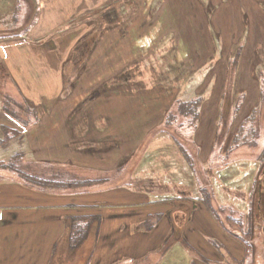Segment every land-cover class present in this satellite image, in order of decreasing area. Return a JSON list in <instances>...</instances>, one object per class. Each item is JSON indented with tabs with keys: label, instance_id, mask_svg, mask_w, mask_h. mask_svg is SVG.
Instances as JSON below:
<instances>
[{
	"label": "rangeland",
	"instance_id": "1",
	"mask_svg": "<svg viewBox=\"0 0 264 264\" xmlns=\"http://www.w3.org/2000/svg\"><path fill=\"white\" fill-rule=\"evenodd\" d=\"M121 1L117 0L116 9L119 10L120 18L125 20L124 11L119 9ZM37 2L0 0V35H5L4 38L16 33L25 35L38 14ZM256 4L255 8L259 11H255L253 25L249 26L247 13L253 12L254 8L248 4L245 5L246 19L237 21V25L255 30L251 36L248 32L242 38L241 48L231 55L223 98L216 95V87L212 84L198 81L195 86V72L190 79L191 72L187 68H183L180 63V68L176 66V55L173 47H170L173 44L172 37L166 38L164 42L166 50L162 51V43H158L160 47L156 45L150 54L143 53L138 61L139 67L134 66L125 73V76H130L143 70V79L126 85L119 83L122 86L103 84L97 88L102 93L111 92V96L116 91L131 92L137 98L142 96L146 98L150 110L154 109L150 103L152 96L163 92L169 98L176 95L173 101L166 103L170 109L165 113L159 112L158 116L151 119V123L162 121L157 126L137 124L133 127V133H115V128H110L111 119L87 111L83 115V110L94 107L89 105L93 104L95 98L91 95L92 91L89 100L81 101L74 110L82 116L78 115L68 122L78 121L77 125L67 128V138L74 144L71 149L67 148L66 153L64 148H54L47 152L48 155L38 149L39 153L34 154L33 150L24 147L26 129L33 118L32 114L28 116L25 113L32 109V105L22 100L19 103L15 99L13 104H6L4 100L3 108H8L12 111V117L20 119L24 131L9 130L4 135L5 148L0 149V155L5 162H0V187L6 190H1L0 203L10 206L12 196L5 197V194L19 184L38 191L50 190L61 194L63 198L60 200H64V195L70 200L74 195H80L79 202L96 203L97 206L83 205L77 215L102 216L99 233L95 219L77 250L72 251L68 246L69 223L65 222L62 238L60 230L52 229L51 238L38 232L33 240H29L33 244L22 246V252L26 253L20 254L25 255L26 260L20 264H156L157 256L168 253L161 249L164 239L177 238L175 233L172 235V220L180 222L188 237L187 241L181 240L175 246L171 245L169 239L166 242V248L172 250L178 264H264V0H256ZM203 6L208 16L214 12L215 5H211L212 9ZM137 8L135 2L128 6L125 9L127 17L132 15L134 19L122 21L121 26L118 25L120 34L127 37L125 42L121 39L119 42L130 47L135 42L136 33L133 31L126 36L125 32L132 24H137L136 29L139 31L141 22L135 21L139 14ZM232 8L239 16L244 10L237 2ZM157 9L158 5L152 6L148 9V15ZM72 12V6L66 7L63 18L73 15ZM84 21L96 23L97 28L100 26L99 17L79 22ZM79 22H71L70 25L69 22L57 25V22L49 37L54 39L59 36L68 42L70 38L78 36L79 42L86 36L80 38L81 31L74 29ZM142 22L141 29L147 21ZM92 25L90 33L97 29L91 31ZM41 28V32L48 30L45 25ZM246 37L253 38L254 42L253 47L247 49L248 52ZM46 41L39 43L45 44ZM152 58L154 66L149 68L147 59ZM241 64L247 75L244 77L242 74L238 79ZM116 65L120 64L114 67ZM80 66L82 64L74 62L67 66L69 72L66 74V84L69 89L65 87L62 96L66 97L76 86L83 71H77ZM198 72L204 73L203 69ZM252 73L254 79H251ZM122 75L118 73L106 83L123 82ZM190 82L194 84L193 87H190ZM12 83L10 77L0 76V95L4 94L5 99L6 96L12 99L10 96L16 93ZM107 97L103 98L108 100ZM197 98L202 99L198 118L194 114L187 116L179 111V102ZM95 106L99 107V102ZM158 106L162 107V103ZM204 106L208 108V116ZM40 112L43 113L38 108L35 117L37 122ZM120 121L118 127L124 129L126 124ZM57 153L63 155L62 160L49 156L56 154L54 156L61 158ZM19 171L25 174L21 175ZM28 175L58 182L74 179L101 181L94 185L67 188L61 184L47 186L40 181L31 182ZM177 201L184 202L189 210L193 202L196 203L198 210L194 211L190 222L183 213L176 212Z\"/></svg>",
	"mask_w": 264,
	"mask_h": 264
},
{
	"label": "crops",
	"instance_id": "2",
	"mask_svg": "<svg viewBox=\"0 0 264 264\" xmlns=\"http://www.w3.org/2000/svg\"><path fill=\"white\" fill-rule=\"evenodd\" d=\"M234 1L244 8L240 16L232 10V5L236 3ZM134 2L138 5L137 9L139 11L135 21L141 23L138 27L139 31L136 29L137 24H132L125 32L127 33L126 36L132 34L133 31L136 33L132 47L119 42L120 39L123 42L127 40V37L124 38L119 31L118 25L121 26L122 22L105 27L98 42L92 48L84 68L82 67V75L78 78L76 86H73L74 90L72 88V91L66 97L62 96L64 88L67 86L65 65L69 61L73 49L78 44V36H74L73 39L70 38L68 42L59 38V36L54 39L53 37L50 38L49 36H52L55 30L53 25L57 22V25L66 22H69L70 25L71 22L90 20L91 17L97 18L106 7H116L117 0H38V14L26 30L25 35L0 38V76L10 77V81L13 82L12 84L16 89L14 95L17 98L14 95L10 97H13L12 99L19 103L22 100L23 103L32 105V109L25 113L28 116L32 114L33 118L26 129L24 147L33 150L34 154H38L37 150L39 149L41 153L45 152L44 155H48L47 152L54 148H64L67 153V148L71 149V146L74 145L69 137L67 138V128L77 125L78 121L76 120L71 124H68V122L78 115L82 116V114H77L74 111L76 106L81 101L86 100L92 91H97L100 85L115 86L116 84L113 83L107 84L106 80L116 77L118 73L125 75L134 66L139 67L138 61L143 53H146L145 55L150 54L152 48L160 47L158 43H162L160 47L162 51L166 50L164 42L169 37H172L173 40L170 47H173L176 55H174L177 62L176 66L179 67L178 64L180 63L183 68H187L191 72L189 74L190 79L195 72L197 76L195 86L198 81L212 84L216 87V95L224 97L226 93L225 82L228 78L227 66L229 60H232L231 55L241 48L242 38H245L248 32L251 36V33H254L255 30V28L250 27L248 30L243 25H237V21L241 20L243 22L246 19L244 17L246 13L245 5L248 4L254 8L253 12L247 13L249 26L253 25L255 11H259L257 7L255 8L258 5L256 0H123L120 2L119 9L124 11L125 20L134 19L132 15L130 18L127 17L125 12V9ZM202 4H209V6L207 5L209 9H211V5H215L214 12L208 16L206 7ZM154 5H158V9L153 14L148 15L149 10ZM69 6L73 7V15L63 18L66 7ZM146 7H148L147 10ZM259 13L263 14L261 11ZM144 20L147 22L144 28L141 29ZM207 21L210 23L204 24ZM92 24L87 21L79 22L76 23L74 29L81 31V38V36L90 33V25ZM42 25L47 26L48 30L41 32ZM96 28L95 23L92 25L91 31ZM239 30L240 34H238ZM236 37H238V41ZM246 38L245 47L246 52H248L247 49L253 47L254 42L253 38ZM45 39L47 43H39ZM152 61H154L153 58L151 60L147 59L149 68L154 66ZM115 64L120 65L114 67ZM202 69L204 73L201 74L198 70ZM225 70L226 73H224ZM141 73H144L143 70ZM242 74H244V77L247 75L243 70V64L240 65L238 79L242 77ZM253 76L252 73L251 79H254ZM139 79L141 78L138 73H132L128 79L123 80L125 83H122V85ZM252 83L253 81H251ZM193 86L194 84L190 82V87ZM78 87L79 89H77ZM116 92L112 93L111 96V92L107 93L105 91L102 93V90L99 89L96 95L93 94L95 96L93 104H89L94 105V107L90 108V106L87 110H83V115L87 111L111 119L110 128L114 127L115 133H133V127L137 124L139 126L144 123L147 126H157L162 121L151 123V119L158 116L159 112L165 113L167 109H170L169 106H166V103L173 101L176 96L169 98L165 92L152 96L153 100L150 102L154 108L152 111L148 108L149 104L146 98L144 99L142 96L137 98V95L131 92ZM106 95L109 97H107L108 100H105L106 97L103 98ZM4 100L5 95H0V149L5 148L2 143L6 131H24L20 119L15 118V116L12 117L4 110ZM97 102H99V107L95 106ZM159 103H162L160 108ZM83 106H81V109ZM38 108L43 113H39L37 117L40 120L37 122L35 117ZM204 108L207 115L208 108L206 106ZM120 119L126 124L124 129L118 127L121 123ZM63 137L65 139H62ZM54 155L56 154L49 156H51V159L62 160L63 155L57 153L61 158ZM0 162H5L2 155H0ZM3 188L0 187V193ZM4 190L6 189L4 188ZM11 190V192L7 191L5 197L12 196V204L9 206L4 205L3 202L0 203V264H20L22 260H26V256L20 254L22 246L33 244L29 240H33L38 232L51 238L53 237L52 229L60 230V237L62 238L66 218L79 214V210L83 205L97 206L96 203L84 204L79 202L80 195H74L72 200L64 195V200H60L63 198L61 194L52 193L50 190L38 191L19 184L13 186ZM160 212L162 213V211ZM124 215L126 216L127 213ZM172 221L174 225L175 220ZM168 239L172 241V246L179 244V241L170 237L165 238L164 247L161 249H165L168 253L167 255L157 256L156 264H178L176 257L171 252L172 250H169V247L166 248ZM174 241L176 242L173 243Z\"/></svg>",
	"mask_w": 264,
	"mask_h": 264
},
{
	"label": "trees",
	"instance_id": "3",
	"mask_svg": "<svg viewBox=\"0 0 264 264\" xmlns=\"http://www.w3.org/2000/svg\"><path fill=\"white\" fill-rule=\"evenodd\" d=\"M33 4H35V0H30ZM209 6V4H206V6ZM209 9V8H208ZM212 9V8H211ZM213 11V10H212ZM210 13V12H209ZM212 13V12H211ZM210 13V14H211ZM209 14V15H210ZM120 13L119 10L116 9V7H106L104 9V11L100 14L99 16V23L100 26L93 32H91L90 34L84 36L83 38H81L78 42V44L76 45V47L73 49L71 55L72 57L69 58V64L65 65V76L66 74L69 72L67 69V66L71 64V62L76 63L78 65L82 64L83 66L78 67L77 71H82L89 56L91 53L92 48L94 47V45L98 42L99 37L103 31V29L105 27L111 26L113 24H118L121 23L123 20L120 18ZM20 34H15L12 35V37L15 36H19ZM6 37L5 35H0V38H4ZM81 62V63H80ZM80 63V64H79ZM83 67V68H82ZM79 73V72H78ZM140 78L142 79V73H139ZM72 79V77L70 78ZM117 79V78H116ZM118 80V79H117ZM121 83H125V81L123 82H115L114 84L118 85ZM120 84L118 86H120ZM71 86V83L69 84ZM68 86H66L67 88ZM69 89V87H68ZM99 92V90H97ZM97 91H95L93 94L96 95ZM91 94V95H93ZM93 95V96H94ZM89 100V98L87 99V101ZM6 104L7 103H11L13 104L14 101L13 99L6 97L5 99ZM202 104V99L201 98H197V99H191L188 102H179L178 104V108L179 111L185 115H189V116H193V114L195 115V118H198L200 116L201 111L199 110ZM16 105H18L16 103ZM199 108V109H198ZM5 111L10 114L12 111H10L8 108H4ZM2 145H4V142L2 143ZM19 173L21 175L25 174L22 171H19ZM27 175V174H26ZM30 177V181L34 182V181H40L42 182V184L47 185V186H54L56 184H61L64 187L67 188H79V187H83V186H88V185H94L96 183H99L101 180L95 179V180H90V179H74L68 182H58L56 180H50V181H46V180H42L39 177L33 176V175H28ZM97 219V233H99V227H100V223L102 220V216H96L95 215H71L68 218H66V223L68 225V246H70L69 248L73 250H77L79 249V247L81 246V244L83 243V241L86 239V236L88 235V231L91 225V222H93V220ZM173 222V221H172ZM95 223V222H94ZM175 224V223H174ZM174 226V225H173ZM173 232V231H172ZM174 233H172L173 235ZM171 235V236H172Z\"/></svg>",
	"mask_w": 264,
	"mask_h": 264
},
{
	"label": "flooded vegetation",
	"instance_id": "4",
	"mask_svg": "<svg viewBox=\"0 0 264 264\" xmlns=\"http://www.w3.org/2000/svg\"><path fill=\"white\" fill-rule=\"evenodd\" d=\"M125 75H123L121 77V80L122 79H128L130 77V76H125ZM175 205H176V212L183 213L185 217L187 216L189 218L188 222H190L193 219L194 211H196L198 209L196 203H194V202H193L192 207L190 208V210H189V208L187 207V205L184 202L177 201V203ZM174 223L175 224H174L173 233L176 234V237H177L176 240L179 241V242L181 240L182 241H187L188 237L186 238V236H185L186 232L184 233V231L182 230V225H180V222L175 220Z\"/></svg>",
	"mask_w": 264,
	"mask_h": 264
}]
</instances>
